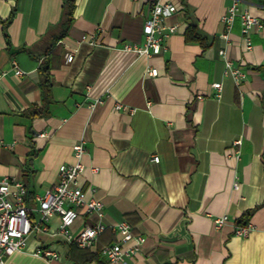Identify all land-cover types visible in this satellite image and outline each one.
Returning a JSON list of instances; mask_svg holds the SVG:
<instances>
[{
  "label": "crops",
  "instance_id": "1",
  "mask_svg": "<svg viewBox=\"0 0 264 264\" xmlns=\"http://www.w3.org/2000/svg\"><path fill=\"white\" fill-rule=\"evenodd\" d=\"M163 1L176 5L167 25L178 30L162 53L147 56L126 46L143 45L150 0H75L73 22L55 44L65 0H0V180L25 183L38 221L37 196L56 185L60 165L77 162L73 146L83 142L80 185L103 203L104 216L77 221L69 232L107 225L96 246L80 250L52 216L49 231L32 233L27 249L4 264H97L91 257L118 240L113 226L124 221L146 238L126 264H264V0H239L228 40L222 17L234 0ZM243 11L263 25L251 30L250 50ZM191 24L207 46L185 41ZM223 48L246 74L238 86L224 75ZM15 63L23 75L14 74ZM247 211L253 228L240 237L236 221ZM222 216L227 223L216 227ZM38 249L57 257H39Z\"/></svg>",
  "mask_w": 264,
  "mask_h": 264
},
{
  "label": "built area",
  "instance_id": "2",
  "mask_svg": "<svg viewBox=\"0 0 264 264\" xmlns=\"http://www.w3.org/2000/svg\"><path fill=\"white\" fill-rule=\"evenodd\" d=\"M238 2L239 0H234L227 14L222 17L226 27V32L222 34L225 40H228L235 17L238 15ZM150 3V13L143 28L145 34L143 45L126 46V50L134 51L138 55L157 56L166 49L165 39L178 30L176 25H167L168 18L177 11V7L171 2H164L163 0H150ZM240 18L246 49L250 50L252 47L249 39L251 30L254 27L262 28L263 25L250 12H241ZM82 40L92 44L95 42L93 36H83ZM219 54L224 58V75L234 80L237 86L244 82L246 74L232 64L226 49L220 50ZM72 59L73 56L67 57L68 62H72ZM13 71L16 76L23 75V71L16 63L13 66ZM148 74L156 77L158 70L150 68ZM213 87L215 88L214 96L220 99L222 97V83H214ZM200 99H202L201 96ZM234 145H240V141L234 142ZM73 153H75L77 162L60 165L56 185L47 189L43 195L37 196L40 214L38 221L33 220L31 216L32 210L27 204L28 189L25 183L12 177H3L0 180V263L4 264L8 256L26 250L27 240L32 233L49 231L45 221L52 216L59 217L61 220L60 231L67 236L70 243H74L80 248L94 247L99 237L107 229L104 222H98V224L85 225L75 234L69 232V229L77 221L84 220L91 215H98L100 218L104 216L103 203L94 195H89V192L80 185L79 179L83 172L81 160L85 154L83 142L73 146ZM153 160L158 162L159 157L154 156ZM234 186L238 187L236 183ZM227 221L228 217L222 216L217 217L214 223L216 227H222ZM252 228L253 226L250 224L244 227L237 226L235 234L240 237L248 236ZM113 229L117 232L118 240L111 245L104 246L101 253L110 263L126 264L127 258L139 253L146 238L141 234L135 235L127 221L114 225ZM34 252L37 256L48 260L57 257L51 249H38Z\"/></svg>",
  "mask_w": 264,
  "mask_h": 264
},
{
  "label": "trees",
  "instance_id": "3",
  "mask_svg": "<svg viewBox=\"0 0 264 264\" xmlns=\"http://www.w3.org/2000/svg\"><path fill=\"white\" fill-rule=\"evenodd\" d=\"M65 7H67L65 13H64V22L62 24L63 26V31L62 33H60V36H55L54 40H53V44H55L56 42H58L59 40H61L64 36H66L68 29L70 28L72 22H73V14H74V10H75V0H65L64 2ZM9 26V23L7 22L4 26V37H6V40L8 42V45L10 46V37L8 36L7 33V28ZM185 41L188 43H200L201 45H203L204 47L207 46L206 45V37L201 33V31L199 30V28H197V26L194 25H189L187 31L185 32ZM262 74L264 77V66L262 67ZM51 67L49 65V62H45L44 64H42V66L40 67V75L42 76V80H41V84L40 87L43 90V93L45 94V97L47 98L48 95L50 94L52 88H51ZM263 103H264V98H263ZM32 115L34 116H39L38 113H34V111H32ZM252 216V212L247 211V213L244 214V216H242L239 220L236 221V225L237 226H247L250 222ZM76 245V244H75ZM96 246V245H95ZM76 247L80 250H85L80 248L79 246L76 245ZM102 256L101 250H99V252L95 255H93L91 257V259H94L97 261V264H106L102 258H100Z\"/></svg>",
  "mask_w": 264,
  "mask_h": 264
}]
</instances>
